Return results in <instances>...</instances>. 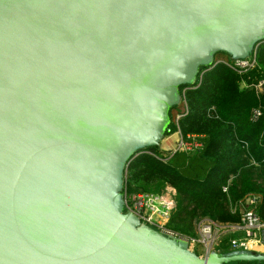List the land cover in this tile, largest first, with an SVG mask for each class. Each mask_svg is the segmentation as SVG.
I'll use <instances>...</instances> for the list:
<instances>
[{"label":"water","instance_id":"obj_1","mask_svg":"<svg viewBox=\"0 0 264 264\" xmlns=\"http://www.w3.org/2000/svg\"><path fill=\"white\" fill-rule=\"evenodd\" d=\"M263 43L264 0H0V264H264L200 256L125 200L181 88Z\"/></svg>","mask_w":264,"mask_h":264},{"label":"trees","instance_id":"obj_2","mask_svg":"<svg viewBox=\"0 0 264 264\" xmlns=\"http://www.w3.org/2000/svg\"><path fill=\"white\" fill-rule=\"evenodd\" d=\"M256 52L257 64L246 73L217 63L232 62L218 55L217 64L203 69L197 85L181 88L183 102L171 111L166 137L179 131L185 140L195 137L201 144L198 150L178 151L164 161L167 153L156 147L126 168L128 196L175 189L168 227L186 237L198 236L196 224L202 219L240 223L239 205L249 196L257 197L256 212L264 221V87L256 89L264 82V43ZM255 110L263 113L257 121ZM179 115L185 116L177 121ZM226 240L217 251H231Z\"/></svg>","mask_w":264,"mask_h":264},{"label":"built area","instance_id":"obj_3","mask_svg":"<svg viewBox=\"0 0 264 264\" xmlns=\"http://www.w3.org/2000/svg\"><path fill=\"white\" fill-rule=\"evenodd\" d=\"M217 63L226 64L229 68L239 73H246L256 66L257 56L255 54L251 59L245 61L227 62L219 60ZM202 76L203 73L200 78ZM243 87L248 86L243 84ZM263 87L264 82L261 81L256 89L262 91ZM185 115H179L177 121ZM262 115L261 110H255L253 112V120L257 121ZM176 135H179V141L174 149L166 152L167 156L164 161L170 159L178 151L194 152L201 147V144L196 141L195 137H189V140H185L180 131ZM167 191L176 195L175 189L171 187H167L162 195L135 194L128 196L125 193L126 207L144 223L158 231L171 237L186 240L191 247L197 246L199 249L201 248L203 256L208 255L212 250H217L225 239H227V245L231 250L253 251L254 248H264V221L261 220L256 212L257 197L249 196L240 203L239 208L242 213L240 223L220 225L218 222L210 219H202L196 224L198 236L196 238H189L168 227L170 213L174 208L175 197L172 196V198L169 193H166Z\"/></svg>","mask_w":264,"mask_h":264},{"label":"crops","instance_id":"obj_4","mask_svg":"<svg viewBox=\"0 0 264 264\" xmlns=\"http://www.w3.org/2000/svg\"><path fill=\"white\" fill-rule=\"evenodd\" d=\"M178 140L179 138L177 139L176 134L167 136L160 146L161 151L167 152L170 149L174 148L177 145ZM253 251L264 252V248H254Z\"/></svg>","mask_w":264,"mask_h":264},{"label":"rangeland","instance_id":"obj_5","mask_svg":"<svg viewBox=\"0 0 264 264\" xmlns=\"http://www.w3.org/2000/svg\"><path fill=\"white\" fill-rule=\"evenodd\" d=\"M219 61V60H218ZM175 134H177V133H175ZM174 135V134H173ZM179 138V135H177V139ZM179 141V140H178ZM176 147V146H175ZM174 147V148H175ZM174 148H172V149H174ZM171 150V149H170ZM167 194L169 193V195L172 197V196H176V195H173L170 191H167L166 192ZM139 195V194H138ZM173 198V197H172ZM175 206H176V202H175V198H174V208H175ZM173 208V209H174ZM192 249L194 250V251H196L197 252V254H199L200 256H203V251L201 250V248L199 249L197 246H192Z\"/></svg>","mask_w":264,"mask_h":264},{"label":"bare ground","instance_id":"obj_6","mask_svg":"<svg viewBox=\"0 0 264 264\" xmlns=\"http://www.w3.org/2000/svg\"><path fill=\"white\" fill-rule=\"evenodd\" d=\"M172 150V149H171Z\"/></svg>","mask_w":264,"mask_h":264}]
</instances>
